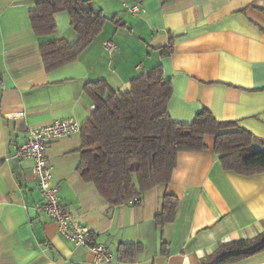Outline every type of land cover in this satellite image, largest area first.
I'll use <instances>...</instances> for the list:
<instances>
[{"label":"crops","instance_id":"1","mask_svg":"<svg viewBox=\"0 0 264 264\" xmlns=\"http://www.w3.org/2000/svg\"><path fill=\"white\" fill-rule=\"evenodd\" d=\"M38 0H0V264L95 263L85 247L61 238L40 209L38 180L30 159L14 157L28 130L60 119L83 125L94 102L88 83L103 81L124 92L132 79L160 67L171 85L168 113L190 124L201 110L233 122L264 152V0H141L132 16L126 0H91L106 21L77 59L46 72L39 46L76 33L66 12L55 15L52 36L36 37L29 19ZM113 18V19H111ZM110 42L114 48H102ZM172 43V50L162 49ZM177 154L170 183L154 188L140 203L110 206L77 173L80 134L52 142L46 155L61 202L95 241L113 255L108 264H218L221 242L252 238L264 229V173L224 171L214 153ZM164 193L179 200L175 220L159 229L154 216ZM140 244L133 259H121L120 244ZM228 264H264V251Z\"/></svg>","mask_w":264,"mask_h":264},{"label":"trees","instance_id":"2","mask_svg":"<svg viewBox=\"0 0 264 264\" xmlns=\"http://www.w3.org/2000/svg\"><path fill=\"white\" fill-rule=\"evenodd\" d=\"M60 12L69 15L76 39H56L39 46L46 72L75 61L101 33L106 21L91 0H38L29 10L34 35L52 36L57 30L55 15ZM171 50L170 42L162 53ZM85 89L95 110L81 128L76 170L110 206L141 198L154 188H165L177 154L204 151L206 135L214 136V153L224 171L242 176L264 173V152L254 149L255 137L249 131H231L233 122L217 121L206 109L197 113L190 124L172 121L168 113L171 85L163 78L160 67L132 79L124 92L110 90L103 81L88 83ZM178 206L175 196L164 193L154 216L155 226L162 229L172 223ZM138 250L140 244H120L118 253L121 259L131 260ZM261 251L264 229L252 238L218 243L212 256L221 255L217 263L228 264Z\"/></svg>","mask_w":264,"mask_h":264},{"label":"built area","instance_id":"3","mask_svg":"<svg viewBox=\"0 0 264 264\" xmlns=\"http://www.w3.org/2000/svg\"><path fill=\"white\" fill-rule=\"evenodd\" d=\"M124 8L132 16H138L143 12L139 2L133 5L124 4ZM102 48L110 52L114 46L110 42H104ZM91 109L95 110V105L91 106ZM81 128L82 125L76 120L67 118L54 121L44 127L30 129L25 142L14 145V157L19 160H32V173L38 180L41 197L39 209L56 224L61 238L75 246L87 248L93 254L95 263L108 264L113 259L110 250L96 242L93 231L76 221L74 215L61 202L58 189L52 182L53 166L46 155V150L52 142L80 134ZM139 203V197L128 201L130 205Z\"/></svg>","mask_w":264,"mask_h":264}]
</instances>
